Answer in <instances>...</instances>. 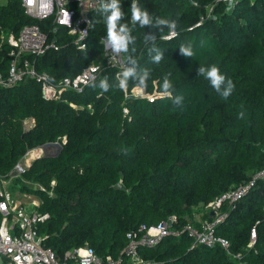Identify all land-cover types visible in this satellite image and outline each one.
<instances>
[{"label": "trees", "instance_id": "16d2710c", "mask_svg": "<svg viewBox=\"0 0 264 264\" xmlns=\"http://www.w3.org/2000/svg\"><path fill=\"white\" fill-rule=\"evenodd\" d=\"M196 1L195 6L190 0H135L150 18L141 26L131 20L133 0H118L122 16L115 29L127 37L126 49L120 50L126 69L103 65L80 93L68 89L59 99L45 100L33 79L0 84L1 177L7 178L28 150L61 144L56 155L36 158L23 174L42 187H19L38 197L36 209L49 214L38 233L42 245L57 255L87 245L103 259L131 264L123 253L128 233L138 239L142 225L157 226L170 216L176 217V229L187 222L197 225V215L211 220L208 203L264 168V0H238L230 10L216 0ZM108 5L90 12L84 50L61 28L60 49L37 58L36 68L59 80L100 63ZM160 18L177 22L174 37L163 38L169 25ZM25 23L48 26L26 15L20 0L0 3L2 79L8 73L5 35ZM181 45L193 56L181 54ZM211 65L235 84L226 100L199 74L201 66ZM165 80L171 85L167 90ZM121 81L126 88H120ZM136 86L145 94L156 91L153 100L126 98ZM263 207L264 182L259 181L234 209H223L227 216L216 234L229 239V252L193 245L180 232L153 246L139 245V255L148 264H264ZM253 226L256 239L247 248Z\"/></svg>", "mask_w": 264, "mask_h": 264}, {"label": "built area", "instance_id": "2783aa9c", "mask_svg": "<svg viewBox=\"0 0 264 264\" xmlns=\"http://www.w3.org/2000/svg\"><path fill=\"white\" fill-rule=\"evenodd\" d=\"M4 0H0L3 2ZM111 0H20V4L26 15L43 20L48 23L47 29L43 30L37 23L23 24L17 33L10 32L5 35L4 40L9 45L8 52V73L5 79L0 76V84L4 86L14 85L25 79H33L39 84L40 96L45 100L59 99L64 90L82 92L84 87L95 80L101 70V65L88 64L74 76L61 77L53 80L48 72L39 71L35 61L48 51H58L61 45L57 41V36H61V28L66 35L72 36V44L78 50L86 48V39L92 23L90 12L101 10L108 5ZM193 5H197L196 0H190ZM224 5L226 10H230L238 0H216ZM119 34L121 32L117 29ZM170 30L163 36L164 39L174 37ZM104 44L103 54L106 56V66H117L126 69L120 50H116L108 37L101 38ZM119 56L121 58H119ZM120 79V73H116ZM139 87V86H136ZM134 87L130 94L125 93V97L145 96L149 101L153 100L156 91L152 94H141L144 90L139 87L136 91ZM123 112H128L123 108ZM41 146L28 150L13 166L7 178L0 175V264H120L119 260H114L110 256L105 259L93 252L87 245L69 249L64 254L57 255L50 247L42 245L43 237L38 233L41 223L48 219L47 212H40L36 209L37 202L32 201L28 206L23 203L19 195H16L10 188L15 177L21 176L29 167L33 158L41 156ZM259 181L264 182V168L253 174L247 182L241 183L235 188H230L214 201L208 203L205 208L213 213V219H200L198 224L187 222L180 229L173 226L175 216H170L165 222L157 225L145 227L140 230L144 233L140 238L135 239L131 233L127 234L129 242L123 253L128 257L131 264H148L143 260L138 252V246H153L162 237L169 234L186 232L192 239L193 245H204L208 247L220 246L229 252L230 241L228 238L216 234V225L226 216L224 211L220 215L217 210L234 209L237 203L245 197L252 187ZM221 209V210H222ZM264 209V207H263ZM264 223V219H263ZM256 239V229L253 226L250 231L247 248L253 246ZM240 258V254L234 255ZM240 264H247L241 262Z\"/></svg>", "mask_w": 264, "mask_h": 264}, {"label": "clouds", "instance_id": "9594fccd", "mask_svg": "<svg viewBox=\"0 0 264 264\" xmlns=\"http://www.w3.org/2000/svg\"><path fill=\"white\" fill-rule=\"evenodd\" d=\"M111 9V15L108 17V38L110 42L112 43L113 47L116 50H123L127 47V37L124 35H121L115 31L116 28V22L121 18L122 13L120 11V8L118 7V0H113L111 5H108ZM132 17L131 20L133 23L136 21H139L141 26L147 25L150 23L149 14L147 11L142 12L139 8L136 7L135 0H133L132 5ZM160 24H168L169 30L174 34L175 30L177 28V22L175 20L169 21V19L160 18L159 19ZM180 52L185 57L193 56V52L189 49L184 47L183 45L180 46ZM162 55V54H161ZM161 55H157L154 59L159 62L161 59ZM131 73H126L125 75H130ZM199 74L203 76L205 79H207L211 86L220 94V96L223 99H227L235 90V84L233 81L229 78H227L225 75L221 74L220 69L216 65H211L207 69L203 66L199 69ZM144 84V81L141 80V85ZM226 87H221L222 85H225ZM164 89L167 90L171 87L169 82L165 80V83L163 85ZM120 88L124 89L126 88V83L124 81H121ZM104 90L107 91V87H104ZM182 97L176 98V103H179ZM240 116L243 117V112L240 113Z\"/></svg>", "mask_w": 264, "mask_h": 264}, {"label": "rangeland", "instance_id": "374dc122", "mask_svg": "<svg viewBox=\"0 0 264 264\" xmlns=\"http://www.w3.org/2000/svg\"><path fill=\"white\" fill-rule=\"evenodd\" d=\"M0 3H2V2H0ZM207 15H208V11H207V13H206ZM204 17H202V19H203ZM103 60L99 63V65H101V67L103 66V65H106V56L103 54ZM119 58H121L120 56H119ZM141 88V87H140ZM142 89V88H141ZM143 90V89H142ZM141 94H145V91L143 90L142 92H141ZM25 124L26 125H28V123L27 122H25ZM60 148H61V144L59 143V142H51V143H46L45 145H43V146H41V156H53V155H56L58 152H59V150H60ZM40 156V157H41ZM36 158H33L32 160H31V163H30V165L32 164V162L35 160ZM30 165H29V167H30ZM28 167V168H29ZM27 168V169H28ZM24 174V173H23ZM22 174V175H23ZM21 180H19V181H14L13 183H11L10 184V188H11V190L16 194V195H19L18 197L19 198H21V200L23 201V203L25 204V205H31V202L32 201H35V202H37V203H39L40 202V199L38 198V197H36V196H34V195H31V194H27V193H24V192H21L20 190H19V187H20V185L22 184V183H24V184H27V185H29V186H32V187H42V184L39 182V181H36L35 179H33L32 177H29V178H27V177H25L24 175L20 178ZM54 184V181H51V186ZM53 190L52 189H50V191H49V193L50 194H53ZM206 209V208H205ZM205 209H204V211H205ZM222 209V208H221ZM217 210V214H214V216H216V215H220L221 213H223L224 212V210L222 209V210ZM207 210V209H206ZM198 219H200V218H202V217H199V215H197L196 216Z\"/></svg>", "mask_w": 264, "mask_h": 264}, {"label": "crops", "instance_id": "0c3cea01", "mask_svg": "<svg viewBox=\"0 0 264 264\" xmlns=\"http://www.w3.org/2000/svg\"><path fill=\"white\" fill-rule=\"evenodd\" d=\"M198 220H200V219H198Z\"/></svg>", "mask_w": 264, "mask_h": 264}]
</instances>
